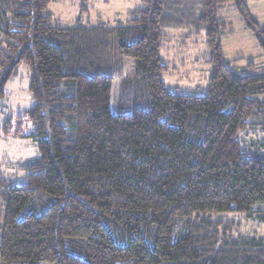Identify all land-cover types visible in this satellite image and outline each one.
Wrapping results in <instances>:
<instances>
[{
    "label": "trees",
    "instance_id": "trees-1",
    "mask_svg": "<svg viewBox=\"0 0 264 264\" xmlns=\"http://www.w3.org/2000/svg\"><path fill=\"white\" fill-rule=\"evenodd\" d=\"M49 1L0 0V112L20 64L34 100L4 133L38 153L23 183L0 175V264H264V237L234 218L264 223V74L239 73L222 47L231 3L264 63L246 1L144 0L124 23L74 28L43 15ZM168 31L205 38L201 94L165 86Z\"/></svg>",
    "mask_w": 264,
    "mask_h": 264
},
{
    "label": "rangeland",
    "instance_id": "rangeland-1",
    "mask_svg": "<svg viewBox=\"0 0 264 264\" xmlns=\"http://www.w3.org/2000/svg\"><path fill=\"white\" fill-rule=\"evenodd\" d=\"M145 7L144 0H50L43 15L50 17L53 23L65 28H74L78 25L96 27L107 23H124L135 10ZM248 8L259 24L264 25V0H251ZM220 17L230 23L232 32L224 33L223 47L226 51L225 61L239 73L235 60L245 57L246 61L255 64L253 73L264 74V63L260 49L254 36L249 33L231 3H226L220 9ZM258 19V20H257ZM260 25V24H259ZM261 26V25H260ZM203 35H192L186 31H168L167 38L160 51L162 61L169 70L162 75V80L170 89H178L183 94L199 95L206 85L212 66L207 62L209 54L205 46ZM132 78V63L124 61L122 79ZM120 81L114 84L113 109H116L118 87ZM29 69L25 64L18 66V73L12 81L5 85L6 97L0 112V175L4 178L21 184L25 181V172L20 165L27 160L37 157V147L34 138L12 137L4 133L5 121L13 118L9 131L17 129V114H21L33 106L34 100L28 91ZM23 135H31L33 126L25 117L22 121ZM254 139L257 144L254 149L264 151V133H256ZM251 143H246L250 145ZM231 218L233 214H225ZM240 216V217H238ZM240 223V234L258 235L264 237V223L257 222V218H246L243 214L235 215ZM238 231V230H237ZM1 263V262H0Z\"/></svg>",
    "mask_w": 264,
    "mask_h": 264
},
{
    "label": "crops",
    "instance_id": "crops-1",
    "mask_svg": "<svg viewBox=\"0 0 264 264\" xmlns=\"http://www.w3.org/2000/svg\"><path fill=\"white\" fill-rule=\"evenodd\" d=\"M245 1H246L247 5H248V2L251 1V0H245ZM252 17H253V16H252ZM257 20H258V19H257ZM259 24L261 25V27H264V25H262L261 23H259ZM222 47H223V40H222ZM223 51H224V53L226 54V51H225L224 47H223ZM225 57H226V55H225ZM239 58H243V62H233L234 60L239 59ZM248 61H249V60H248ZM248 61H246V58L243 57V56L231 60V62L236 63L237 65H240V67H239L240 70H241V69H242V70L245 69V65H246V63H247ZM229 66H230V65H229ZM245 73H246V71H245Z\"/></svg>",
    "mask_w": 264,
    "mask_h": 264
}]
</instances>
